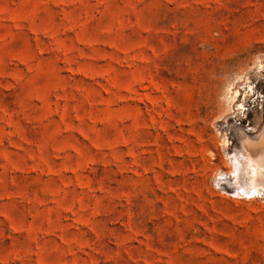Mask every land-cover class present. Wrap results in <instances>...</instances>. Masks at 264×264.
Wrapping results in <instances>:
<instances>
[{"label": "rangeland", "instance_id": "374dc122", "mask_svg": "<svg viewBox=\"0 0 264 264\" xmlns=\"http://www.w3.org/2000/svg\"><path fill=\"white\" fill-rule=\"evenodd\" d=\"M264 0H0V264H264Z\"/></svg>", "mask_w": 264, "mask_h": 264}, {"label": "bare ground", "instance_id": "6f19581e", "mask_svg": "<svg viewBox=\"0 0 264 264\" xmlns=\"http://www.w3.org/2000/svg\"><path fill=\"white\" fill-rule=\"evenodd\" d=\"M260 178H261V180H260ZM259 180H260L259 184L261 183V181L264 183V175H261V176L259 177ZM263 189H264V188H263Z\"/></svg>", "mask_w": 264, "mask_h": 264}]
</instances>
